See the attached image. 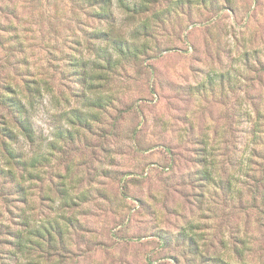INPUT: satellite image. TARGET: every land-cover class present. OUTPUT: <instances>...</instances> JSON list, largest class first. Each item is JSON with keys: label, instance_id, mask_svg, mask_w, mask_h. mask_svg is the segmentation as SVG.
<instances>
[{"label": "clouds", "instance_id": "obj_1", "mask_svg": "<svg viewBox=\"0 0 264 264\" xmlns=\"http://www.w3.org/2000/svg\"><path fill=\"white\" fill-rule=\"evenodd\" d=\"M0 168V264H264V0H0Z\"/></svg>", "mask_w": 264, "mask_h": 264}, {"label": "rangeland", "instance_id": "obj_2", "mask_svg": "<svg viewBox=\"0 0 264 264\" xmlns=\"http://www.w3.org/2000/svg\"><path fill=\"white\" fill-rule=\"evenodd\" d=\"M7 88H12V85L9 83V84L7 85ZM12 90L15 91L14 88H13ZM0 173L5 174V175L10 174L8 171H6V170L3 169V168H0Z\"/></svg>", "mask_w": 264, "mask_h": 264}]
</instances>
